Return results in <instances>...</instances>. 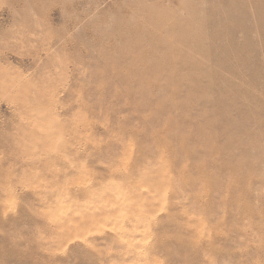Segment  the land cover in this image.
Returning <instances> with one entry per match:
<instances>
[{
  "label": "rangeland",
  "instance_id": "1",
  "mask_svg": "<svg viewBox=\"0 0 264 264\" xmlns=\"http://www.w3.org/2000/svg\"><path fill=\"white\" fill-rule=\"evenodd\" d=\"M230 1L0 0V264H264V0Z\"/></svg>",
  "mask_w": 264,
  "mask_h": 264
},
{
  "label": "bare ground",
  "instance_id": "2",
  "mask_svg": "<svg viewBox=\"0 0 264 264\" xmlns=\"http://www.w3.org/2000/svg\"><path fill=\"white\" fill-rule=\"evenodd\" d=\"M251 2H255V1H253V0H250V2L249 3H251ZM230 6H229V8L230 9H235V8H238V10L242 13V12H245L246 11V7H247V4L245 5V1L244 0H242L240 3H238V4H234L232 1H230ZM255 5L257 6V3H255ZM258 13H259V16H258V18H259V20H258V26L259 27H262L263 28V30H264V22H263V20H264V4H260V3H258ZM160 24L161 25H166V23H163V22H160ZM217 23H212V26H215ZM243 24V23H242ZM159 25V23L157 24V26ZM218 25V24H217ZM221 25V24H220ZM248 25V24H247ZM241 27H243V26H241ZM163 48V47H162ZM225 47H221V46H219V47H216L215 49L216 50H219V51H223V49H224ZM157 50H159V48H155V51H157ZM198 50H202V51H206V50H209V49H206L205 47H199L198 48ZM207 56L210 58V59H224L226 62H228L229 61V58H228V56L225 54V53H223V54H215V53H208L207 54ZM170 58L172 57V56H169ZM221 57V58H220ZM180 60H182V59H178V61H180ZM183 60H185V58H183ZM187 60H191V62L192 61H194V59H190V58H187ZM187 63V64H192L193 65V63ZM197 68V67H196ZM224 68H228V69H230V68H232V65H231V63H227V65H225V67ZM186 72L185 73H183L184 75L186 74L187 76H190V77H192L193 78V75H195V74H197V73H202V72H204L203 71V69H201V68H197V69H195V70H193L192 68H186V70H185ZM177 79V78H176ZM197 83H198V81H197ZM198 86H200V85H198ZM228 126V124L226 125V126H223L222 128H225V130H231L232 128L233 129H235L236 128V124H235V122H232V124H230L229 125V127H227ZM221 128V129H222ZM239 128V126L237 127V129ZM131 145V144H130ZM134 147V146H133ZM159 173V172H158ZM148 179V178H147ZM121 193V192H120ZM134 196V195H133ZM120 204V203H119ZM131 204V203H130ZM131 214V213H130ZM7 216V215H6ZM137 217V216H136ZM7 219V218H6ZM201 223V222H200ZM137 226V225H136ZM140 230V229H139ZM124 233V232H123ZM128 238H129V236H128ZM148 241V240H147ZM146 241V242H147ZM145 243V242H144Z\"/></svg>",
  "mask_w": 264,
  "mask_h": 264
}]
</instances>
